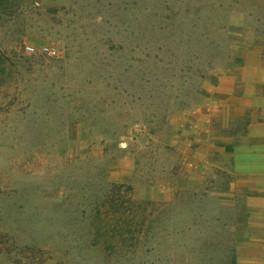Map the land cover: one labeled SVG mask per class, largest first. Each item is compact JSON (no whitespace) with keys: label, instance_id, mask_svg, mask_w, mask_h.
I'll list each match as a JSON object with an SVG mask.
<instances>
[{"label":"rangeland","instance_id":"rangeland-1","mask_svg":"<svg viewBox=\"0 0 264 264\" xmlns=\"http://www.w3.org/2000/svg\"><path fill=\"white\" fill-rule=\"evenodd\" d=\"M262 129L264 0H0V264L264 256Z\"/></svg>","mask_w":264,"mask_h":264},{"label":"crops","instance_id":"crops-1","mask_svg":"<svg viewBox=\"0 0 264 264\" xmlns=\"http://www.w3.org/2000/svg\"><path fill=\"white\" fill-rule=\"evenodd\" d=\"M264 131V129H262L261 131H256V135L257 136H264V134L262 133ZM263 159L264 157L261 156L259 157V159ZM264 161V159L262 160ZM237 166V165H236ZM239 169H241V166H239ZM257 172L260 171V167H257ZM264 170V169H263ZM261 170V171H263ZM256 200V199H255ZM257 206L260 207L261 203H262V207L264 206V197L257 199ZM262 223V222H261ZM264 226V222L262 223ZM239 248H246V249H255V250H264V240L263 241H249V242H243ZM263 253H248L245 256H243L242 258H240L239 263L238 264H264V256H262ZM262 256V257H261Z\"/></svg>","mask_w":264,"mask_h":264},{"label":"built area","instance_id":"built-area-1","mask_svg":"<svg viewBox=\"0 0 264 264\" xmlns=\"http://www.w3.org/2000/svg\"><path fill=\"white\" fill-rule=\"evenodd\" d=\"M26 51L30 54H36V52H37L36 49L34 47H31V46L26 47ZM39 53L42 55L50 56V57L57 56V51L51 47H48V46H43L40 49Z\"/></svg>","mask_w":264,"mask_h":264},{"label":"trees","instance_id":"trees-1","mask_svg":"<svg viewBox=\"0 0 264 264\" xmlns=\"http://www.w3.org/2000/svg\"><path fill=\"white\" fill-rule=\"evenodd\" d=\"M175 45H176V44H175ZM176 47H177V46H172V45H170V46H169V49H173V50H174ZM175 50H180V49L177 48V49H175ZM195 251H197V250H195ZM233 264H235V263H233Z\"/></svg>","mask_w":264,"mask_h":264}]
</instances>
